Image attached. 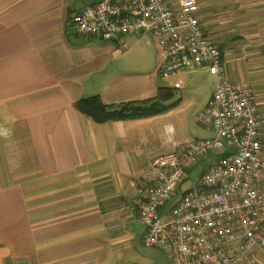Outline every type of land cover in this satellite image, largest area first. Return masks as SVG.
<instances>
[{
  "label": "crops",
  "instance_id": "obj_1",
  "mask_svg": "<svg viewBox=\"0 0 264 264\" xmlns=\"http://www.w3.org/2000/svg\"><path fill=\"white\" fill-rule=\"evenodd\" d=\"M98 1L0 0V264L122 261L137 240L142 242L138 198L151 162L170 151L173 142L213 134L202 129L187 140L177 137L165 121L169 110L149 121L98 123L75 106L96 94L106 103L146 99L136 83L142 75L111 60L125 49L70 28L77 11ZM196 12L208 36L210 18H218L219 36L231 19L251 20L248 34L216 40L224 63L223 45L264 48V0H197ZM138 36L146 35L128 36V45ZM258 62L256 56L250 84L264 113ZM174 81L182 83L175 109L184 82ZM153 250L151 260L166 254L175 264L171 255ZM256 264H264V251Z\"/></svg>",
  "mask_w": 264,
  "mask_h": 264
},
{
  "label": "built area",
  "instance_id": "obj_2",
  "mask_svg": "<svg viewBox=\"0 0 264 264\" xmlns=\"http://www.w3.org/2000/svg\"><path fill=\"white\" fill-rule=\"evenodd\" d=\"M196 8L197 0H100L77 11L70 28L121 50L130 35L150 36L165 79L201 67L217 72L211 99L197 115L213 134L173 142L151 162L138 198L142 242L175 264H256L264 251L262 115L252 85L228 76ZM172 88L182 83L173 81ZM208 158L213 162L193 179Z\"/></svg>",
  "mask_w": 264,
  "mask_h": 264
},
{
  "label": "rangeland",
  "instance_id": "obj_3",
  "mask_svg": "<svg viewBox=\"0 0 264 264\" xmlns=\"http://www.w3.org/2000/svg\"><path fill=\"white\" fill-rule=\"evenodd\" d=\"M227 20L220 19L219 21L226 22ZM251 23V20L245 17L231 19L229 24L225 23L227 26L221 27L225 33H220L221 36H219L217 35L218 25L220 26L218 18H210L208 19V28L213 31L210 37L216 44L218 37L228 39L234 34H238L240 37V33L248 34L250 32ZM223 46L226 67L228 65L226 70L229 77L232 74L235 78L234 80L253 82L254 75L252 71L254 60L258 56L262 62H258L260 67L257 68V72L258 76L264 80V48H261L260 51H255V45ZM111 60L114 65L127 67L129 73L136 72L142 75L136 83L144 89L143 98L155 96L159 87H172V82L175 79L184 82L183 97L180 100V106L175 109L173 108L174 110L171 109L172 111L169 110L166 113L165 121L171 123L176 128L177 137L181 135L185 136L184 140L191 138L193 133L197 135L200 131L203 132L202 129H207L208 131L205 132L208 134L212 132V130L204 127L197 121V115L209 97L211 85L214 87L218 82V74L215 70H211L208 67L207 69L201 67L195 73L177 75L167 79L163 78L160 73L155 72V67L158 65V55L155 42L150 36L131 38L128 48L122 51L121 55L111 57ZM132 85L134 84H130V89L133 87ZM174 90L176 92L174 99H179L177 95H180V90ZM260 110L263 113V109L260 108ZM149 118L145 117L144 119L149 121ZM212 162V158L202 161L197 169L191 172L193 179L199 170L207 168ZM186 186L187 183L184 187ZM126 252V254H123L122 261L119 260L114 264H174L173 259L169 258L166 254H160L159 261L151 260V257L156 256L153 248L146 247L139 240ZM153 253L155 256L152 255Z\"/></svg>",
  "mask_w": 264,
  "mask_h": 264
},
{
  "label": "trees",
  "instance_id": "obj_4",
  "mask_svg": "<svg viewBox=\"0 0 264 264\" xmlns=\"http://www.w3.org/2000/svg\"><path fill=\"white\" fill-rule=\"evenodd\" d=\"M171 87H159L158 93L146 99L106 103L99 94L79 99L75 106L98 123L138 119L162 114L178 104Z\"/></svg>",
  "mask_w": 264,
  "mask_h": 264
}]
</instances>
